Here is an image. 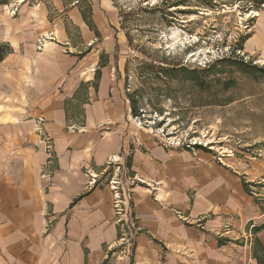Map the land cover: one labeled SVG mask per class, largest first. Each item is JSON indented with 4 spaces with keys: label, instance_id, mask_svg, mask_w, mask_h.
<instances>
[{
    "label": "crops",
    "instance_id": "crops-1",
    "mask_svg": "<svg viewBox=\"0 0 264 264\" xmlns=\"http://www.w3.org/2000/svg\"><path fill=\"white\" fill-rule=\"evenodd\" d=\"M25 1L0 15V264H264V159L130 138L121 79L97 58L113 0ZM111 160L156 183L133 188L128 244Z\"/></svg>",
    "mask_w": 264,
    "mask_h": 264
},
{
    "label": "rangeland",
    "instance_id": "rangeland-1",
    "mask_svg": "<svg viewBox=\"0 0 264 264\" xmlns=\"http://www.w3.org/2000/svg\"><path fill=\"white\" fill-rule=\"evenodd\" d=\"M113 2L110 51L97 58L121 79L130 138L264 159V0Z\"/></svg>",
    "mask_w": 264,
    "mask_h": 264
},
{
    "label": "built area",
    "instance_id": "built-area-1",
    "mask_svg": "<svg viewBox=\"0 0 264 264\" xmlns=\"http://www.w3.org/2000/svg\"><path fill=\"white\" fill-rule=\"evenodd\" d=\"M45 39V37H44ZM44 39L38 43V48L40 47L41 43ZM42 147L46 151L48 155H50L52 150V143L51 139L46 136L42 139ZM166 146H172L176 144L167 143ZM193 143L186 144V147H190ZM220 158H218L219 160ZM108 165H113V169L111 171V176L107 180V185L111 191L112 195V207H113V214H114V221L119 226L121 231V239L128 244L132 237L130 238L128 235V231L132 230L134 227L133 222V207H132V194L133 188L138 185L142 184L145 185L150 190L155 191V184L153 182L146 183L143 180L139 179L136 176H129L122 171V167L116 165L117 161L111 160L108 162ZM94 182V181H91Z\"/></svg>",
    "mask_w": 264,
    "mask_h": 264
},
{
    "label": "trees",
    "instance_id": "trees-1",
    "mask_svg": "<svg viewBox=\"0 0 264 264\" xmlns=\"http://www.w3.org/2000/svg\"><path fill=\"white\" fill-rule=\"evenodd\" d=\"M9 2V0H0V5H5ZM257 3H262V0H257ZM11 48L7 43H0V61L10 53Z\"/></svg>",
    "mask_w": 264,
    "mask_h": 264
},
{
    "label": "bare ground",
    "instance_id": "bare-ground-1",
    "mask_svg": "<svg viewBox=\"0 0 264 264\" xmlns=\"http://www.w3.org/2000/svg\"><path fill=\"white\" fill-rule=\"evenodd\" d=\"M256 14V13H255Z\"/></svg>",
    "mask_w": 264,
    "mask_h": 264
}]
</instances>
